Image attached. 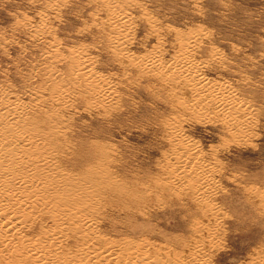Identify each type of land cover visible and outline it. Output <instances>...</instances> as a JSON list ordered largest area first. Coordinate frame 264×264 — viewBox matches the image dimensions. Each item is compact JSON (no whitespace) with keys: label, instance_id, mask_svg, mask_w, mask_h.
<instances>
[{"label":"rangeland","instance_id":"rangeland-1","mask_svg":"<svg viewBox=\"0 0 264 264\" xmlns=\"http://www.w3.org/2000/svg\"><path fill=\"white\" fill-rule=\"evenodd\" d=\"M0 119V264H264V0H0Z\"/></svg>","mask_w":264,"mask_h":264},{"label":"bare ground","instance_id":"bare-ground-1","mask_svg":"<svg viewBox=\"0 0 264 264\" xmlns=\"http://www.w3.org/2000/svg\"><path fill=\"white\" fill-rule=\"evenodd\" d=\"M2 102V101H1ZM11 103L9 102V104H8V106L10 105ZM11 106H12V104H11ZM17 112V111H16ZM22 112V111H21ZM12 113V112H11ZM16 114V113H15ZM11 115V114H10ZM18 115V114H17ZM12 116V115H11ZM14 117V116H13ZM4 118H5V116H4ZM1 120V119H0ZM4 120V119H3ZM5 121V120H4ZM2 122V121H1ZM5 125V124H4ZM9 125V124H8ZM11 129V128H10ZM16 129V128H15ZM12 130V129H11ZM13 131V130H12ZM17 131V130H16ZM19 132V131H18ZM4 135V134H3ZM15 135H17V134H15ZM16 137V136H15ZM18 137V136H17ZM2 138V137H1ZM3 139V138H2ZM7 146V145H6ZM5 169V168H4ZM6 173V172H5ZM2 177H3V175H2ZM9 191V190H8ZM19 205V204H18ZM22 208V207H21ZM10 250V249H9Z\"/></svg>","mask_w":264,"mask_h":264}]
</instances>
